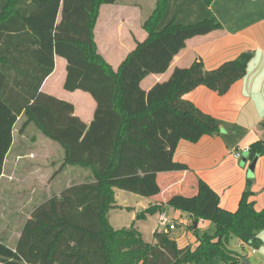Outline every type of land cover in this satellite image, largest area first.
<instances>
[{
    "label": "trees",
    "instance_id": "trees-1",
    "mask_svg": "<svg viewBox=\"0 0 264 264\" xmlns=\"http://www.w3.org/2000/svg\"><path fill=\"white\" fill-rule=\"evenodd\" d=\"M118 1L0 0V111L13 118V126L24 114L27 124L58 143L65 151L61 170L76 166L94 175L93 181L37 206L15 249L0 242V264H245L246 256L230 246L233 239L253 251L263 245L264 209L258 211L251 200L252 180L236 212L221 208L218 193L196 179V195L170 196L138 217L167 207L180 211L192 221L189 230L199 243L195 249L180 248L170 232L156 231L154 242L146 243L134 225L115 230L110 224L108 213L117 207L115 189L144 198L160 195L159 174L188 170L174 160L180 141L197 143L219 135V122L186 95L198 87L226 95L247 75L252 60L244 54L211 71L196 60L145 91L142 82L168 72L190 39L222 25L211 10L214 0H157L143 25L148 38L137 42L115 70L99 53L95 28L100 9ZM56 57L67 63L64 90L89 94L96 103L89 126L73 103L42 91ZM8 124L0 123L5 151L12 144ZM3 132L8 137L2 144ZM250 150L251 157L263 156L264 141ZM201 220L215 225L214 235L194 230Z\"/></svg>",
    "mask_w": 264,
    "mask_h": 264
},
{
    "label": "crops",
    "instance_id": "crops-1",
    "mask_svg": "<svg viewBox=\"0 0 264 264\" xmlns=\"http://www.w3.org/2000/svg\"><path fill=\"white\" fill-rule=\"evenodd\" d=\"M123 2H126V5L121 6ZM156 2L157 0H120L114 5H105L100 9V15L106 9L113 10V13L116 12L114 14L122 13V22L126 27L130 24L128 27L130 41L124 47L122 44L116 43V53L120 58L118 57L117 60L114 57V62H108L115 70L136 49L137 42H143L148 38L143 25L155 10ZM211 10L221 23L222 29L206 36L190 39L186 48L175 57L168 72L162 75L148 76L142 82V88L149 91L156 84L168 81L176 68H188L196 60L202 61L206 70L209 71L217 69L226 62L234 61L244 54H251L252 60L247 75L237 82L226 95L220 96L206 87H198L186 95V99L190 100L202 112L214 117L220 124L218 136H204L197 143L180 141L174 154V160L186 165L187 171L159 174L158 183L162 192L153 198H144L115 189L117 207L108 213L110 224L115 230L130 228L134 225L146 243L154 242V234L157 231L161 213L149 215L142 220H138V217L145 214L150 207L166 202L170 196L190 197L196 195V179L204 181L216 191L220 197V207L229 212L238 210L242 196L248 188V182L252 180L251 189L254 195L251 200L255 202L258 211L264 209V155L256 157L243 155L238 161L232 157L233 151L250 148L252 144L264 141V0H214ZM121 52L124 53L120 55ZM58 61H64L65 68L67 66L64 59L56 57L55 71L42 87L44 93L52 95V91L47 90L46 86L56 73ZM65 80L66 73L63 79V88ZM70 94L77 95L80 99L81 108L76 103H70L75 105L76 115L89 126L94 119L96 103L89 94L84 92L77 91ZM83 107L86 110L82 111ZM23 116L24 114L20 118ZM252 165H254V170L250 174ZM72 167L76 166L65 167L64 174ZM78 172L82 175L80 181L83 182L81 184L93 181L94 175L90 169L82 168ZM31 173L34 174V172H29L26 175L30 177ZM6 177L7 174L4 171L0 177V183ZM9 182L11 183V181ZM4 192L6 193V191ZM35 192L36 189L34 194ZM165 209V213L170 219L178 224L177 229L170 232L178 246L180 248L186 246L197 248L198 239L194 231L189 230V225L192 223L189 217L174 210L172 219L170 211L173 209L168 207ZM32 212L26 222L30 219ZM116 212L125 214L126 222L124 224H121ZM183 217L185 220H182ZM179 218L183 224H179L182 222L176 220ZM195 223H197V227H194V230L198 233L200 228L205 229V232L206 227L208 230L212 229L209 235H214L216 232L215 225L212 223V226L209 221L201 220ZM23 228L13 238L15 241L13 246H9L6 242V237L9 235L0 233V242L15 249ZM259 237L263 245L255 253L237 240L233 241L234 239L231 240L230 248L246 256L245 264H264V231L259 234ZM220 263L222 264L221 261Z\"/></svg>",
    "mask_w": 264,
    "mask_h": 264
},
{
    "label": "rangeland",
    "instance_id": "rangeland-1",
    "mask_svg": "<svg viewBox=\"0 0 264 264\" xmlns=\"http://www.w3.org/2000/svg\"><path fill=\"white\" fill-rule=\"evenodd\" d=\"M124 5H126V2L121 4V6ZM114 13L113 10L108 11V9L103 11L95 28L99 53L107 62H114V57L117 60L120 58L116 53V43H120L124 47L130 41L128 33L130 24L126 27L122 22V13ZM123 53L121 52L120 55ZM63 63L64 61L57 62L56 73L48 81L46 89L51 90V94L59 99L76 103L81 108V101L78 96L66 92L63 88V79L66 73L65 64ZM84 110H86L85 107L82 108V111ZM8 122L12 144L6 151L3 146L0 148L1 176L4 171L7 174V177L0 183V233L9 235L8 237L11 239L6 237V242L9 246H13L15 242L13 238L22 230L30 212L36 206L53 196L61 194L65 188L81 184L83 181H80L82 175L78 172L82 168L72 167L64 174V169L61 170L62 166L64 167V149L58 143L46 137L34 124H27L25 115L18 118L13 126V118L5 115L1 110L0 123L6 125ZM3 137L2 144L8 137L6 132H3ZM29 172H34V174L31 173L32 175L29 177L26 175ZM33 188L36 189L35 194ZM116 213L121 220V224H124L126 222L125 214ZM170 213L173 219L174 210H171ZM182 215L184 214L182 213ZM176 220L182 222L180 218ZM182 220H185V217ZM179 224H183V222ZM211 225L213 226L212 223ZM204 230L200 228L199 234H210L212 231V229L208 230L207 227L205 232ZM196 264L221 263L218 260H203Z\"/></svg>",
    "mask_w": 264,
    "mask_h": 264
},
{
    "label": "built area",
    "instance_id": "built-area-1",
    "mask_svg": "<svg viewBox=\"0 0 264 264\" xmlns=\"http://www.w3.org/2000/svg\"><path fill=\"white\" fill-rule=\"evenodd\" d=\"M250 151H251L250 148L235 150L232 153V157L238 161L242 158L243 155H249ZM177 227H178V224H176V222L171 220L170 217L165 212L161 213L159 217L157 231L168 233V232L175 231ZM253 252L255 253L256 251H253Z\"/></svg>",
    "mask_w": 264,
    "mask_h": 264
},
{
    "label": "water",
    "instance_id": "water-1",
    "mask_svg": "<svg viewBox=\"0 0 264 264\" xmlns=\"http://www.w3.org/2000/svg\"><path fill=\"white\" fill-rule=\"evenodd\" d=\"M253 170H254V165H252V166L250 167V172H251L250 174L253 173ZM194 225H195V227H197V223H195Z\"/></svg>",
    "mask_w": 264,
    "mask_h": 264
}]
</instances>
